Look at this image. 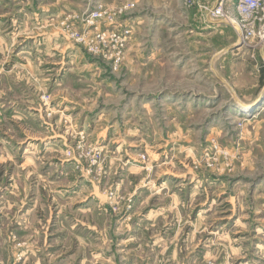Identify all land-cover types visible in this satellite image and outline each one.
<instances>
[{
  "label": "rangeland",
  "instance_id": "374dc122",
  "mask_svg": "<svg viewBox=\"0 0 264 264\" xmlns=\"http://www.w3.org/2000/svg\"><path fill=\"white\" fill-rule=\"evenodd\" d=\"M20 7L0 52V264H264V95L239 100L264 47L182 0H0ZM126 28L115 69L98 33Z\"/></svg>",
  "mask_w": 264,
  "mask_h": 264
},
{
  "label": "built area",
  "instance_id": "2783aa9c",
  "mask_svg": "<svg viewBox=\"0 0 264 264\" xmlns=\"http://www.w3.org/2000/svg\"><path fill=\"white\" fill-rule=\"evenodd\" d=\"M187 8L196 10L203 19L218 21L232 27L239 36V41L247 46L264 47V0H182ZM130 3L125 8L133 7ZM111 15L102 8L89 14V23H93L95 18ZM107 20V19H106ZM113 20V16L112 19ZM132 31L124 29L114 32L111 35L106 32L98 33V49L96 53L101 55L109 50L110 40L115 42V52L109 57L113 61L115 69H118L122 62L125 46L130 39ZM84 43L85 38H80ZM48 98V97H47ZM49 99V98H48ZM114 195V193H112ZM130 205H131V199ZM130 207V206H129ZM128 207V208H129Z\"/></svg>",
  "mask_w": 264,
  "mask_h": 264
},
{
  "label": "crops",
  "instance_id": "0c3cea01",
  "mask_svg": "<svg viewBox=\"0 0 264 264\" xmlns=\"http://www.w3.org/2000/svg\"><path fill=\"white\" fill-rule=\"evenodd\" d=\"M22 11H23V8L20 7L18 10H15L14 14H11V15L9 14L10 16H7L8 11H0V52H3L4 54H5V50H4L5 46H7V44H6L7 27H5V26H7L8 22H11L12 23L11 25H14V28H15V30H14L15 34H14V38H11L12 40L14 39L15 42H17V40L19 38H22V36H23L22 25H21L23 22L20 19V13H22ZM29 18H30L29 20L32 22L33 21V13L32 12L30 13V17ZM202 22L204 23V24L201 25L202 29H209V27H210V29L211 28L213 29L214 25L223 24V23L218 22V21H211V20H207V19L206 20L204 19V21H202ZM198 23L201 24V22H198ZM33 33H36V32H33L32 24H31L30 35L28 36L31 39V41H33V38H34ZM20 43H22V40H21ZM21 49L19 51L17 50V51L14 52L13 55L15 57V61L17 60V57L19 55H21V53H22ZM260 58L264 60V56H261ZM262 93L264 95V85L261 87L260 92L256 95V97L249 96V98L248 97L244 98V99H240L239 98V100L242 103L252 102L255 99L259 98L262 95ZM96 118H97V116H96ZM135 191H136V189H135Z\"/></svg>",
  "mask_w": 264,
  "mask_h": 264
},
{
  "label": "trees",
  "instance_id": "16d2710c",
  "mask_svg": "<svg viewBox=\"0 0 264 264\" xmlns=\"http://www.w3.org/2000/svg\"><path fill=\"white\" fill-rule=\"evenodd\" d=\"M262 76H261V78H262V82H264V67H262Z\"/></svg>",
  "mask_w": 264,
  "mask_h": 264
},
{
  "label": "water",
  "instance_id": "95a60500",
  "mask_svg": "<svg viewBox=\"0 0 264 264\" xmlns=\"http://www.w3.org/2000/svg\"><path fill=\"white\" fill-rule=\"evenodd\" d=\"M237 46H238V44H237Z\"/></svg>",
  "mask_w": 264,
  "mask_h": 264
}]
</instances>
